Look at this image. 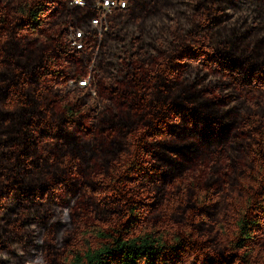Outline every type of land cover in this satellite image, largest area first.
I'll use <instances>...</instances> for the list:
<instances>
[{"label": "trees", "instance_id": "obj_1", "mask_svg": "<svg viewBox=\"0 0 264 264\" xmlns=\"http://www.w3.org/2000/svg\"><path fill=\"white\" fill-rule=\"evenodd\" d=\"M83 1L0 0V164L11 165L0 167V189L11 187L0 194V264L22 255L20 239L35 242L36 206L16 189L106 179L117 223L70 264H178L185 249L191 264H264V0H197L192 29L149 42L123 33L126 17L149 14L145 0H123L100 33L98 0ZM160 179L186 194L197 179V212L167 220L171 233L149 228Z\"/></svg>", "mask_w": 264, "mask_h": 264}, {"label": "rangeland", "instance_id": "obj_2", "mask_svg": "<svg viewBox=\"0 0 264 264\" xmlns=\"http://www.w3.org/2000/svg\"><path fill=\"white\" fill-rule=\"evenodd\" d=\"M149 1L151 0L142 2L149 8L147 16H141L136 23L129 19L130 17H126L123 32L125 35H128L130 31H136L144 34L146 42H149L151 38H156L160 32H166V40L168 41L170 32L176 25L185 32L193 28V23L196 22L197 18V0H155L151 4ZM141 5L139 6L142 8ZM134 6L133 2L132 9ZM261 9L264 11V5ZM229 12L238 15L242 11L235 12L229 9ZM248 12L251 16L253 15L251 9ZM241 33H244V30L240 31ZM206 80L208 84L212 82L213 77L209 76ZM198 103L209 102L200 98L197 100ZM235 105L236 103L229 104L223 109V112ZM4 139L5 137L0 135V142ZM6 150L7 148L0 145V154ZM1 163L4 164L3 167L0 164L3 175L9 172L3 168H10L11 165L3 159ZM157 164L162 166L161 163ZM181 164L183 169H188L184 161ZM164 168L177 173L173 171V168ZM214 170L213 168L212 171L210 170V178L212 179L216 178ZM14 172H19V176L24 178L21 170L10 173L13 174ZM35 173H38L37 169ZM114 181L106 179L100 182H92L87 180L84 188L70 192L64 190L60 192L58 185L42 189L32 187L31 183L26 188L29 193L16 189L15 195L19 196V202H23V204L28 202L36 206L34 208L37 209V214L34 215V229L30 231V236H28L34 237L35 242L33 243L30 238L20 239L23 253L20 257L13 259V264H70L76 255H81L86 249L97 247L101 243L97 236L98 232H103L109 222L116 224L117 215L121 211L119 205L113 203L114 200L110 197L109 190L112 189ZM44 182L41 181L40 184ZM152 182L156 190L149 201V207L152 210L149 228L159 232L168 231L171 233L173 229L167 220L181 223L189 220L193 216L192 214L197 212V179L192 181L193 189L187 194L183 185L181 186L183 191L181 189L177 191L175 186L167 185L170 183L167 179L152 180ZM9 185L10 183L2 187L0 194L1 192L4 194L8 192L11 188ZM57 193H62V195L57 196ZM61 198H68V201H63ZM23 217L21 216V218ZM164 217L165 221L163 220ZM190 222H197V219L190 220L188 223ZM192 232L193 235L197 236V228ZM191 259L190 249H185L178 258V264H191Z\"/></svg>", "mask_w": 264, "mask_h": 264}, {"label": "built area", "instance_id": "obj_3", "mask_svg": "<svg viewBox=\"0 0 264 264\" xmlns=\"http://www.w3.org/2000/svg\"><path fill=\"white\" fill-rule=\"evenodd\" d=\"M74 4L84 6L86 5L85 1L83 0H73ZM125 1L123 0H98L94 4V8L97 9L98 15L91 20V23L93 26L98 28L99 33L101 31L107 30V15L112 12L114 9L118 8H125ZM69 35H70V46L75 47L77 49H80L83 47L81 38L83 36V31L71 26L69 28ZM89 81V78L87 80H81L78 82L80 86H84L86 82ZM69 85L73 84V81H69Z\"/></svg>", "mask_w": 264, "mask_h": 264}]
</instances>
